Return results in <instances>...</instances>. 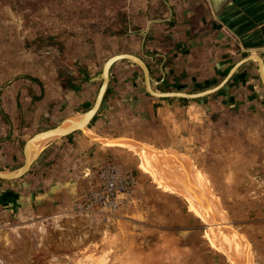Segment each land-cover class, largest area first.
Returning a JSON list of instances; mask_svg holds the SVG:
<instances>
[{"label": "rangeland", "instance_id": "rangeland-1", "mask_svg": "<svg viewBox=\"0 0 264 264\" xmlns=\"http://www.w3.org/2000/svg\"><path fill=\"white\" fill-rule=\"evenodd\" d=\"M141 13L137 0H0V168L21 165L26 156L23 144L29 136L53 128L66 115L83 108L82 102L92 101L101 63L108 56L141 53L136 33L145 25ZM262 21L253 23L257 34L245 33V45H251L254 51H227L231 54L228 62L249 53L261 55L264 36L257 24ZM226 24L235 28L232 20H226ZM126 27L128 33L123 32ZM138 75L134 90L143 86L140 71ZM65 76L73 78V88L62 86ZM256 77L253 80L264 92ZM200 87L183 85L181 90H170L193 92L184 88ZM34 91L38 95L29 99ZM42 95L44 100L37 106L35 101ZM141 104L146 111L141 108L142 113L130 121L109 116L102 122L95 121V117L87 127L100 136L112 135L97 131L152 141L154 144L147 143L185 159L206 176L199 163L179 150L181 147L152 139L160 132L159 113H147L154 104L152 99ZM104 110L102 107V113ZM238 114L241 156L230 157L227 148L222 149L226 156L218 155L220 150L211 147L218 154L211 157L214 178L207 179V184L225 211L230 204L228 222L251 243L254 264H264V100L250 106L249 111L239 109ZM120 124L128 128H118ZM194 129L197 144H201L205 132L201 125ZM79 130L80 134H73L91 138L88 132ZM120 147L110 148L111 157H123L143 182L133 186L125 165L106 162L97 166L79 197L75 195L66 202L69 204L44 216H8L0 207V264H235L208 240L207 222L192 212L186 199L160 187L139 157L127 147ZM107 167L117 170L119 177L132 179L124 202L107 214L74 211L75 204L94 187L97 174ZM1 188L8 189L6 183L0 184Z\"/></svg>", "mask_w": 264, "mask_h": 264}, {"label": "crops", "instance_id": "crops-1", "mask_svg": "<svg viewBox=\"0 0 264 264\" xmlns=\"http://www.w3.org/2000/svg\"><path fill=\"white\" fill-rule=\"evenodd\" d=\"M137 2L138 9L142 12L140 17L144 19L145 25L136 31L140 36L137 48L141 53L132 54L144 61L150 79L154 82L150 84L151 88L157 91L181 90L183 85H189L190 88L202 86L195 90L184 88L186 91L196 92L215 85L229 67L241 58L228 62L231 54H226L227 51L234 53L241 50L254 51L251 45L247 46L244 42L246 34L250 36L258 33L253 29L254 22L263 20L257 27L264 36V0H137ZM225 19L232 20L235 28H229ZM242 24L244 27L237 30ZM128 31L129 27L123 30L124 33ZM261 50L260 57L264 63V47ZM139 71V68L128 60H118L109 66L107 95L93 116L96 117L95 121L103 122L109 119V116L123 120L128 118L126 120L130 121L142 111H146L141 102L152 99L154 104L147 113L151 116L153 113H159L160 123L156 124L157 131L160 132L150 135L152 139L158 142L169 141L172 145L167 146L183 148L179 150L187 152L195 163L200 164L199 168L204 171L207 179L214 178L211 166L214 158L211 157L218 154L211 147L220 150L218 155L226 156L223 150L227 148V151L231 152L230 157L241 156L235 114L239 115V109L249 111L250 106L260 104L264 100L263 90H260L253 80L257 76L255 62L249 59L238 66L217 91L185 101L176 97L150 96L144 91L143 86L140 90L132 89ZM217 77L220 79L216 82ZM251 83L254 84L251 86L252 90ZM224 85L229 89L223 88ZM35 94H37L35 91L31 92L29 99L34 98ZM42 100L44 95L35 101L38 102L37 106ZM92 101L82 102L81 106L84 104L90 106ZM102 107L105 113H102ZM78 111L85 110L81 107L74 112ZM61 122L62 120L58 125ZM199 125L205 132L201 144H197L194 129ZM117 127L128 128L124 127V124ZM74 131L79 133L80 130ZM74 131L43 146L34 160L18 176L0 178V184L6 183L8 188L0 189V207L5 214L44 216V213L66 206L69 204L66 202L84 192L97 166L106 162H114L118 166L125 165V170L133 179V186L143 182L137 170L133 171L131 165L124 163L126 160L123 157L117 160L111 157L110 148L115 146L94 141L84 134H81L82 139L78 138L73 134ZM97 132L112 135L103 136L106 138L121 137L117 136L121 134ZM143 140L154 144L152 141ZM205 147L210 149L206 150ZM19 166L10 169L3 167L0 170H16ZM227 207L228 212L230 204Z\"/></svg>", "mask_w": 264, "mask_h": 264}, {"label": "bare ground", "instance_id": "bare-ground-1", "mask_svg": "<svg viewBox=\"0 0 264 264\" xmlns=\"http://www.w3.org/2000/svg\"><path fill=\"white\" fill-rule=\"evenodd\" d=\"M86 113L74 112L57 124L58 126L55 125L57 126L55 129L33 134V137L25 141V149L23 146L26 155L24 166L16 170H0V176L18 175L34 160L43 146L65 133L82 129L97 142L109 146H124L134 152L160 187L182 195L192 212L207 222L209 226L206 231L207 238L213 245L233 259L235 264H254L251 243L228 222L229 215L222 205L214 200L207 178L200 170L191 166L185 159L171 156L147 142L128 137L106 138L98 135L88 129L89 123H83Z\"/></svg>", "mask_w": 264, "mask_h": 264}, {"label": "water", "instance_id": "water-1", "mask_svg": "<svg viewBox=\"0 0 264 264\" xmlns=\"http://www.w3.org/2000/svg\"><path fill=\"white\" fill-rule=\"evenodd\" d=\"M254 58L255 59V63H256V69H257V76L259 79V82L261 84V86L264 89V66H263V61L261 59V57L256 54V53H249L241 58H239L237 61H235L227 70V72L225 73V75L221 78V80L216 83L215 85L209 87V88H205L203 90H199L196 92H182V91H157L151 88V83H154L153 81H151L149 73H148V69L146 64L144 63V61L138 57L135 54L132 53H128V52H121V53H116V54H112L110 56H108L103 63L101 64V68H100V72H99V77H100V83L97 87L95 96L93 98V101L91 103V105L88 107L87 110H85L84 112L86 113L85 118L83 119V123H89V121L93 118L94 114L96 113V111L99 108V105L102 101L104 92L106 90L107 87V70L109 68V66L118 60H128L130 62H132L133 64H135L142 75V82H143V88L144 91L153 97H176V98H185V99H192V98H197V97H201V96H205L208 94H211L215 91H217L223 84H225L227 82V80L229 79V77L233 74V72L238 68V66H240L241 64H243L244 62L248 61L249 59ZM26 141V140H25ZM24 145V144H23ZM24 158L22 161V164L19 166L20 168H22L24 166ZM26 168V167H25ZM24 168V169H25ZM21 170V172H23V170ZM20 172V173H21ZM19 173V174H20ZM18 174V175H19ZM16 175V176H18ZM16 176H0V178H13Z\"/></svg>", "mask_w": 264, "mask_h": 264}, {"label": "built area", "instance_id": "built-area-1", "mask_svg": "<svg viewBox=\"0 0 264 264\" xmlns=\"http://www.w3.org/2000/svg\"><path fill=\"white\" fill-rule=\"evenodd\" d=\"M97 177L94 187L75 204L74 211L89 215L95 212L107 214L124 202L132 183L129 176L119 177L117 170L107 167L102 168Z\"/></svg>", "mask_w": 264, "mask_h": 264}, {"label": "trees", "instance_id": "trees-1", "mask_svg": "<svg viewBox=\"0 0 264 264\" xmlns=\"http://www.w3.org/2000/svg\"><path fill=\"white\" fill-rule=\"evenodd\" d=\"M78 73H79V71H78ZM62 86L66 87V88H69V89L73 88L74 87V80H73V78H71L70 76H65V80L63 81ZM106 95H107V88H106V90L104 92V95H103V98L102 99H104ZM178 99L179 100H182V101L187 100L185 98H178ZM88 107H89V104H84L83 105V109L84 110H87Z\"/></svg>", "mask_w": 264, "mask_h": 264}]
</instances>
